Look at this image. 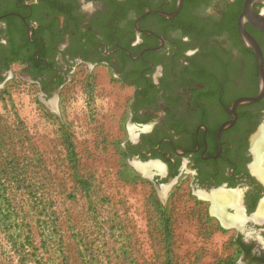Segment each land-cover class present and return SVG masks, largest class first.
Masks as SVG:
<instances>
[{
  "label": "flooded vegetation",
  "instance_id": "af4514ba",
  "mask_svg": "<svg viewBox=\"0 0 264 264\" xmlns=\"http://www.w3.org/2000/svg\"><path fill=\"white\" fill-rule=\"evenodd\" d=\"M15 68L44 99L105 69L127 159L159 190L190 176L235 263L264 264V0H0V94Z\"/></svg>",
  "mask_w": 264,
  "mask_h": 264
},
{
  "label": "rangeland",
  "instance_id": "374dc122",
  "mask_svg": "<svg viewBox=\"0 0 264 264\" xmlns=\"http://www.w3.org/2000/svg\"><path fill=\"white\" fill-rule=\"evenodd\" d=\"M81 70L44 99L15 68L0 94V264H236L190 176L159 190L127 159L132 91Z\"/></svg>",
  "mask_w": 264,
  "mask_h": 264
}]
</instances>
